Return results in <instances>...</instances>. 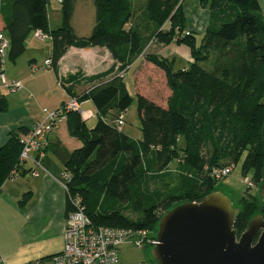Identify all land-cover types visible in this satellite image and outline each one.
I'll use <instances>...</instances> for the list:
<instances>
[{
	"label": "trees",
	"instance_id": "1",
	"mask_svg": "<svg viewBox=\"0 0 264 264\" xmlns=\"http://www.w3.org/2000/svg\"><path fill=\"white\" fill-rule=\"evenodd\" d=\"M76 1L61 0L62 24L51 29L48 0H0L10 59L25 51L28 35L37 29L52 40L54 64L71 46L106 47L115 59L113 73L105 80L102 74L87 77L96 83L82 94L66 86L70 96L90 100L96 109L92 127L79 112L67 113L71 133L82 142L65 167L67 213L72 209L70 196H79L93 224L155 235L164 211L219 189L213 168L243 158L242 174L251 175L257 192L244 194L235 205L240 211L234 228L240 235L253 216L264 215L259 194L264 167V14L259 1L199 0L210 12L208 26L199 35L186 33L182 0H142L140 14L136 0H93L95 24L88 36H78L73 27ZM149 41L184 44L192 61L183 68L176 66L175 58L145 56L164 72L171 92L165 106L136 93L141 131L136 139L122 130L125 120L121 127L116 122L133 102L120 72L143 54ZM7 110L8 100L0 93V113ZM26 132L13 131L0 145V186L13 171H29L19 161L20 135Z\"/></svg>",
	"mask_w": 264,
	"mask_h": 264
},
{
	"label": "crops",
	"instance_id": "2",
	"mask_svg": "<svg viewBox=\"0 0 264 264\" xmlns=\"http://www.w3.org/2000/svg\"><path fill=\"white\" fill-rule=\"evenodd\" d=\"M258 1L264 14V0ZM182 5L186 29L198 34L203 33L209 23V10L201 7L199 0H182ZM48 16L50 28L54 29L49 11ZM0 31L5 33L1 13ZM77 53L81 55L78 56ZM147 54H159L176 60L185 56L186 63L178 65L183 68L192 61L189 47H184L183 44H159L149 41L143 54L130 64L125 74L124 80L130 93L129 85L135 93L147 94V91L143 92L141 89V84L145 81L140 73L142 69L162 73L166 81L164 72L145 59ZM51 57V38L40 39L35 36V30L28 35L26 49L19 57L10 59L7 56L6 77L8 80L22 81L23 88L10 92L0 82V93L8 100V110L0 113V145L8 141L11 132L21 128L28 131L35 123L45 119L43 108H59L70 97L66 86L70 85L72 90L80 95L96 83L87 77L102 74L101 79L105 80L113 73L115 65V59L109 50L101 46H71L56 64H46L45 61ZM141 64L143 67H139ZM130 69L133 71L129 83L126 81V75ZM150 84L151 92L158 95L159 91L154 83ZM168 90L165 100L153 96L150 98L165 106L171 92ZM80 102L83 111L96 113L90 100ZM81 117L89 127L93 126L89 125V122L96 119V116L87 119ZM122 130L136 139L141 138V131L126 129V123ZM81 145V140L70 131L68 116L61 119L48 136L42 166L36 168L29 160L23 162L24 168L29 171L7 178L0 186V263L5 261L8 264H28L33 260L43 259L44 264H47V260H52V256L62 250L68 219L64 172L71 154ZM33 168L38 171L37 175L31 173ZM26 194L28 198L23 201Z\"/></svg>",
	"mask_w": 264,
	"mask_h": 264
},
{
	"label": "water",
	"instance_id": "3",
	"mask_svg": "<svg viewBox=\"0 0 264 264\" xmlns=\"http://www.w3.org/2000/svg\"><path fill=\"white\" fill-rule=\"evenodd\" d=\"M259 194L264 201V167ZM239 211L219 190L167 209L151 245L154 264H264V215L253 216L238 235Z\"/></svg>",
	"mask_w": 264,
	"mask_h": 264
},
{
	"label": "built area",
	"instance_id": "4",
	"mask_svg": "<svg viewBox=\"0 0 264 264\" xmlns=\"http://www.w3.org/2000/svg\"><path fill=\"white\" fill-rule=\"evenodd\" d=\"M186 33H189V30H186ZM35 36L43 40L49 37L40 29L35 30ZM9 47L10 39L3 31H0V82L8 91L17 92L23 88L22 81L8 80L5 74V63ZM51 62V59L45 61L46 64ZM117 67L119 66L117 65ZM126 71L124 70L120 74H125ZM69 111H77L85 119L95 116L91 111H83L81 102L73 96H70L57 109L43 108L45 119L35 123L20 137L22 150L19 161L21 163L29 160L36 168L42 166V158L48 145V136L58 126L60 120L67 117ZM116 122L121 127L124 123V114ZM234 165L215 167L212 169L211 174L217 179H222L231 173ZM36 168L31 171L33 175L38 174ZM19 173L13 171L12 176ZM64 177L66 181L69 178V173L66 170ZM244 178L249 186H255L251 175L244 176ZM70 201L72 209L68 213L64 231V246L59 253L53 255L54 264H124L119 256V248L124 243L149 247L155 240V235L147 230L95 225L90 217L86 215L79 196H70ZM0 264L8 263L2 261ZM28 264H44V260L36 259Z\"/></svg>",
	"mask_w": 264,
	"mask_h": 264
},
{
	"label": "rangeland",
	"instance_id": "5",
	"mask_svg": "<svg viewBox=\"0 0 264 264\" xmlns=\"http://www.w3.org/2000/svg\"><path fill=\"white\" fill-rule=\"evenodd\" d=\"M142 3V0L135 1V10L137 14H140L139 12H141V8L138 7H141ZM48 11L50 13L52 27L56 29L61 26L62 13L60 0L48 1ZM72 23L78 35L87 36L91 33L92 28L95 24V6L93 0L76 1ZM46 41H48V39ZM183 46L188 48V46L184 44ZM77 55L80 56L81 53H77ZM180 58L181 59L176 60L177 67L186 63L185 56H180ZM142 65L143 64H141L139 67H143ZM132 71L133 69H130L126 75V81H128L129 83L131 81L130 76L132 74ZM140 73H142V78H145V81H143L144 83L142 82L141 84V89L143 90V92L147 91L146 93L149 97L153 96L158 98L159 100H165L169 88L162 73H156L147 69H142ZM149 77H151V80H149ZM151 82H153L154 86L158 89V95H154V92H151ZM129 87L133 96V102L131 103L129 108L124 112V120L126 123V129H130L131 131H138L140 130V120L138 117L137 110V97L135 90L132 89V86L129 85ZM148 92L151 93L149 94ZM94 121H96V119H92L89 122V125H94ZM242 159L233 166L231 173L228 176L219 179L218 183V190L222 191L225 195H227L232 200L234 206L238 204L240 197L244 194L249 195V193L255 194L257 192L256 186H249L244 180L245 178L242 174ZM175 167L176 163H172L170 166V168L172 169H174ZM151 248V246H135L130 243H124L119 248L120 260L124 264H154L155 260L152 256ZM47 264H54V262L53 260H47Z\"/></svg>",
	"mask_w": 264,
	"mask_h": 264
}]
</instances>
